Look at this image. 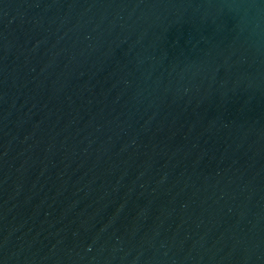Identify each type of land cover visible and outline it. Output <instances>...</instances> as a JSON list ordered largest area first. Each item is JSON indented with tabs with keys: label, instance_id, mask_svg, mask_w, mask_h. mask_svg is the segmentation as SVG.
Returning <instances> with one entry per match:
<instances>
[{
	"label": "water",
	"instance_id": "95a60500",
	"mask_svg": "<svg viewBox=\"0 0 264 264\" xmlns=\"http://www.w3.org/2000/svg\"><path fill=\"white\" fill-rule=\"evenodd\" d=\"M0 264H264V0H0Z\"/></svg>",
	"mask_w": 264,
	"mask_h": 264
}]
</instances>
